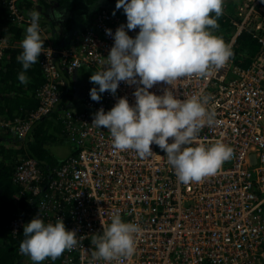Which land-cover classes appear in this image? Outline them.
I'll use <instances>...</instances> for the list:
<instances>
[{"label":"built area","instance_id":"obj_1","mask_svg":"<svg viewBox=\"0 0 264 264\" xmlns=\"http://www.w3.org/2000/svg\"><path fill=\"white\" fill-rule=\"evenodd\" d=\"M19 1H5L16 22L21 21ZM126 22L122 10L102 9L67 48L56 49L43 36L38 64L44 81L35 91L38 104L25 118L2 128H9L21 142L35 124L55 114L78 151L48 178L35 160H19L12 182L21 196L30 197L33 209L29 218L17 214L10 230L17 234L39 215L45 223L60 218L66 230L76 232L74 248L40 264H264V0H243L229 20L232 50L243 33L258 46L247 66L232 57L206 78L193 75L149 89L156 95L173 90L179 99L194 94L208 98L205 107L215 113L216 123L203 127L197 142L222 141L233 148V156L200 182H179L158 145L151 144L153 155L144 158L133 150L118 151L108 130L92 125L99 109L107 112L121 97L134 106L139 84L120 82L115 95L100 94L99 102L91 100L87 89L80 112L63 104L65 81L81 68L99 71L103 65L98 56L106 59L113 45L105 29L114 34ZM137 32L128 34L134 37ZM6 47L0 41V58ZM116 212L142 231L135 236L131 257L104 261L94 256L93 241Z\"/></svg>","mask_w":264,"mask_h":264},{"label":"clouds","instance_id":"obj_2","mask_svg":"<svg viewBox=\"0 0 264 264\" xmlns=\"http://www.w3.org/2000/svg\"><path fill=\"white\" fill-rule=\"evenodd\" d=\"M224 3L225 0H116L115 8L123 9L127 22L114 34L105 29L113 45L106 59L98 56L103 67L90 76V82L97 87L91 88L89 95L96 102L105 92L115 95L120 82L140 85L134 92V106L121 97L107 112L99 109L92 125L107 129L118 151L133 150L144 158L153 155L151 144L158 145L165 151L178 181L185 184L215 175L232 158L233 148L222 141L197 142L202 128L216 123L215 113L205 107L206 96L194 94L179 99L173 90L165 89L163 95H156L149 89L159 82L172 85L193 75L206 78L228 63L234 56L232 48L214 34ZM29 15L30 24L17 57L25 71L38 62L45 41L40 34L41 14L33 10ZM53 15L61 17L59 12ZM136 29L137 34L129 36L128 32ZM18 80L21 84L29 82L23 71ZM194 142L195 147L191 146ZM141 231L138 224L124 222L118 212L112 214L102 235L93 241L94 256L104 261L131 257L136 251L135 236ZM23 235L19 250L34 264L46 258L56 260L78 243L76 232L66 230L60 218L55 223H45L37 215L23 226Z\"/></svg>","mask_w":264,"mask_h":264},{"label":"trees","instance_id":"obj_3","mask_svg":"<svg viewBox=\"0 0 264 264\" xmlns=\"http://www.w3.org/2000/svg\"><path fill=\"white\" fill-rule=\"evenodd\" d=\"M5 1L0 0V41H5L7 44L0 58V114L5 123H11L16 118H25L28 112L37 106L35 91L43 84L44 80L38 62L25 71L17 60L22 52L21 41L25 36L26 28L30 24L28 13H30L33 3L20 0L16 4L21 17V21L16 22L13 21ZM41 1L45 3L44 0ZM53 4L55 5H53L54 9L61 11V17L57 19L53 16L49 23L51 25L52 22L58 24L61 33L56 32L53 26L50 27V32H46L50 36L49 40L52 39L51 43L55 44H53L54 47L61 49L67 48V43L86 32L91 26L94 16L99 11L102 9H115L116 0H54ZM45 6L49 5L44 4ZM46 8L48 7H45V10ZM225 23L221 24L224 25ZM225 26H228V24ZM60 43L64 46H59ZM232 51L234 53L233 57L242 66H247L258 53V46L246 33H243L237 42V46ZM22 71L28 77L29 82L27 84H21L18 80V75ZM63 89L65 90L67 87ZM77 100L79 101L75 97L74 101ZM80 103H82L81 100ZM60 106H63L62 103ZM70 107L71 109L74 108L73 106ZM74 110L76 112L81 111L79 109ZM52 116V119L55 118L58 121L57 123L61 124L56 118L57 115L53 114L49 117ZM45 120L47 119L35 124L31 133L21 142L16 138H12L13 134L9 128H3V131H0L6 135L3 141H0L1 143H11L13 141L18 143L16 148L0 146V264H34L28 255L21 254L19 250V245L25 238L23 227L17 234H14L9 228L11 221L15 219L17 214H21L23 218H29V214L33 209V203L28 200L30 197L21 196L19 194L20 188L12 182L13 171L18 166L20 158L35 160L44 171V176L48 178L50 171L74 156L78 151L76 143L69 141L64 131L61 130V133H59L60 140L55 136L56 134L50 133L44 127ZM0 138H2V135H0ZM7 138H9V142H5ZM56 143H69L72 146L71 153L66 158L56 159L49 149L50 145Z\"/></svg>","mask_w":264,"mask_h":264},{"label":"crops","instance_id":"obj_4","mask_svg":"<svg viewBox=\"0 0 264 264\" xmlns=\"http://www.w3.org/2000/svg\"><path fill=\"white\" fill-rule=\"evenodd\" d=\"M242 1L243 0H225V3H224V11L225 12H223V15L221 17H219L217 20V23L219 24V28L214 30V33L217 36L221 35V32H222L221 29L222 28H225V27L229 28V26H225L226 24H228L227 23L228 18L230 20L233 17V14L235 13L236 9L238 8V6L240 5V3ZM41 3H43V2L38 1L37 3H33L30 12H32L33 10H36L41 14V20H40L41 25L40 26H41V32L43 33V35H41V38H43V36H44L49 40L50 36L48 35L47 32H50L49 31L50 27L53 26V28L56 32L61 33V30L58 28V24L52 22V25H51L49 23L50 20H52V17L54 16L53 14L55 12L60 13L61 11H58V9H56V8L54 9V7H53L54 0L45 1V3H43V4H41ZM44 4L49 5V6H45V7H48V8H46V10H45ZM5 5H6V2H5ZM44 13H46V14H44ZM28 14H30V13H28ZM221 23H225V24L223 25ZM42 25H44V26H42ZM78 37L79 36H77L75 39H72L70 41V43H67L68 46H70L74 41H76ZM51 40H49V41L51 42ZM225 42L228 44V37H227V40ZM59 46L63 47L64 45L62 43H60ZM81 69H83V70H81ZM81 69H79L78 71H76L74 73L72 79H70L69 82H67V80L65 81L67 89H65V90L63 89V95H62V101H63L64 105H66L68 107L73 106L74 107L73 109H79V110H82L80 100H82V97H83L85 90L91 89L94 86V84H92L90 82V76H91V74H94V71L91 69H88L87 67L81 68ZM75 97H77L79 99V101L77 100L80 104L79 107H78L77 101L76 102L74 101ZM70 103H71V105H70ZM52 118H53V116L46 118L47 120L44 121V127L50 133L56 134L55 136L58 138V140H60L61 137H60L59 133H61L60 132L61 129L57 125L58 121L55 118H54L55 120ZM2 119L3 118L0 114V131H3L2 125L5 124V121ZM56 132L58 133V136H57ZM0 135H2V138H0V141H3V138H5L6 135L3 132H0ZM12 138L15 139L14 136ZM8 139L9 138L5 139V142H9ZM1 145L8 146V147L10 146V148H16V145H18V143L15 141H13L11 143H1L0 142V146Z\"/></svg>","mask_w":264,"mask_h":264},{"label":"rangeland","instance_id":"obj_5","mask_svg":"<svg viewBox=\"0 0 264 264\" xmlns=\"http://www.w3.org/2000/svg\"><path fill=\"white\" fill-rule=\"evenodd\" d=\"M119 10H123V9L121 8ZM227 23H228V26H229V18H228V22ZM221 30H222V32H221V35L220 36L224 39V41H226L227 40V37H228V39L230 37V31H231V29L225 27V28H222ZM81 70H83V69H81ZM57 125L63 131L62 125L61 124H57ZM71 147L72 146L69 143H60V144L59 143H56V144L50 145L49 146V149H50L52 155L56 159H59L60 160V159L66 158L71 153ZM26 264H31V263H26Z\"/></svg>","mask_w":264,"mask_h":264}]
</instances>
